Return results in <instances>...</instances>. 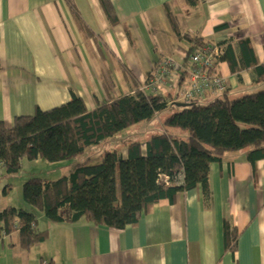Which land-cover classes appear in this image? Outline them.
<instances>
[{
    "label": "crops",
    "instance_id": "1",
    "mask_svg": "<svg viewBox=\"0 0 264 264\" xmlns=\"http://www.w3.org/2000/svg\"><path fill=\"white\" fill-rule=\"evenodd\" d=\"M110 1L117 22L99 0H0V121L10 127L18 116L69 102L73 93L90 109L134 93L168 56L187 73L190 42L172 29L165 3L183 34L235 50L248 39L264 63V0H200L196 6L185 0ZM216 68L227 80L229 97L264 89L254 83L252 69L241 70L240 80L227 62ZM182 74L167 84L166 91L177 89L169 91L172 96L187 87L188 74ZM210 180V202L200 188L180 193L123 230L85 220L50 222L36 212L47 238L27 249L19 232L3 235L0 264H264V159L255 171L246 151L228 152L222 163L211 165ZM7 206L32 209L10 197L0 212ZM226 220L239 231L234 253L224 237Z\"/></svg>",
    "mask_w": 264,
    "mask_h": 264
},
{
    "label": "trees",
    "instance_id": "2",
    "mask_svg": "<svg viewBox=\"0 0 264 264\" xmlns=\"http://www.w3.org/2000/svg\"><path fill=\"white\" fill-rule=\"evenodd\" d=\"M99 2L108 19L117 22L111 1ZM199 2L185 0L190 6ZM162 10L176 35L190 42L185 58L190 61L187 73L181 67L165 83L138 88L92 109L73 93L69 102L18 116L10 127L0 121V169L10 177L21 172L24 160H69L172 108L162 131L152 133L145 141L137 139L113 150L105 148L70 167L69 173L58 179L30 177L24 183L23 198L32 209L4 208L0 212V237L19 232L20 246L27 249L43 242L47 231L37 227L36 212H42L50 222L85 220L123 230L136 225L161 200L175 202L180 193L200 188L205 201L210 202L211 165L222 163L228 152L246 151L247 161L256 171L257 163L264 159V89L230 98L227 88L204 104L209 92L187 106H176V102H182L179 97L185 89L179 95H165L169 93L167 84H175L180 72L182 79L188 74L189 82L191 58L208 43L182 33L170 4L165 3ZM251 44L248 39L241 40L235 50L231 44L221 43L223 54L216 57V66L227 62L240 80L241 70L252 69L254 83H264V63H258ZM166 58L175 59L163 58L151 77ZM224 237L234 253L239 231L228 220L224 222Z\"/></svg>",
    "mask_w": 264,
    "mask_h": 264
},
{
    "label": "rangeland",
    "instance_id": "3",
    "mask_svg": "<svg viewBox=\"0 0 264 264\" xmlns=\"http://www.w3.org/2000/svg\"><path fill=\"white\" fill-rule=\"evenodd\" d=\"M178 38V37H176ZM181 43L185 44L186 41L182 40ZM264 84V83H263ZM178 88V86H176ZM171 93H176L177 89L175 90L170 89ZM169 93H165L167 95ZM214 96V94H211ZM235 94L231 93L230 97H237L234 96ZM203 104L205 102H202ZM173 112L172 108L167 109L166 111L160 113L154 120L150 122H143L141 124H138L118 135L117 137L113 138L112 141L109 143H106L103 146H93L88 148L84 154H81L80 156L73 157L66 161L61 162H54L51 163L43 158L29 161L24 160L23 167L20 173L14 176H10L8 178L1 177L0 175V181H4L3 184H0V206L5 205L8 202V199L10 197V201H13L14 204H18V201L24 202L23 200V186L24 183L30 178V177H43L50 180H55L60 177H62L65 174L69 173L70 167H75V165L82 163L86 160L88 156L96 155L99 153V151L107 148L109 150H113L115 148L120 147V145H124V143L134 141V140H146L147 139V131H149V135L152 133H158L162 131V124L164 119ZM137 134V135H136ZM1 174V171H0ZM12 185V187H8L6 192L4 193V189L7 185ZM28 207V205H27Z\"/></svg>",
    "mask_w": 264,
    "mask_h": 264
},
{
    "label": "built area",
    "instance_id": "4",
    "mask_svg": "<svg viewBox=\"0 0 264 264\" xmlns=\"http://www.w3.org/2000/svg\"><path fill=\"white\" fill-rule=\"evenodd\" d=\"M219 54H223L222 48L210 44L196 51L191 58L188 86L181 93L180 101L190 103L200 99L205 93L221 95L227 90V80L217 72L215 64ZM181 67L175 59L166 58L160 63L155 74L148 78L144 88L149 89L160 82L165 83L172 73Z\"/></svg>",
    "mask_w": 264,
    "mask_h": 264
},
{
    "label": "water",
    "instance_id": "5",
    "mask_svg": "<svg viewBox=\"0 0 264 264\" xmlns=\"http://www.w3.org/2000/svg\"><path fill=\"white\" fill-rule=\"evenodd\" d=\"M175 105H176V106H179V107H184V106H187V105H189V104L184 103V102H176Z\"/></svg>",
    "mask_w": 264,
    "mask_h": 264
}]
</instances>
